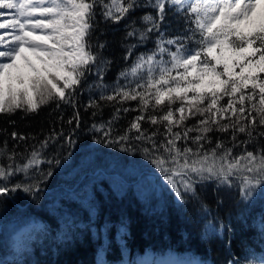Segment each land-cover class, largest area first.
<instances>
[{
  "label": "snow or ice",
  "instance_id": "6c2138e0",
  "mask_svg": "<svg viewBox=\"0 0 264 264\" xmlns=\"http://www.w3.org/2000/svg\"><path fill=\"white\" fill-rule=\"evenodd\" d=\"M166 6L174 10L177 24L183 23L171 36ZM138 9L155 10L139 17L144 27L131 19ZM126 18L124 40L136 38L137 43H122L124 60L153 33L158 34L155 48L137 54L108 83L112 60L104 55L107 41L96 33L101 22L119 24ZM84 90L90 93L85 110L95 109L94 117L102 111L100 102H115L110 120L91 125L89 131L99 134L94 138L122 152H139L178 204L189 197L200 200L197 187L206 182L218 190L238 188L244 200L264 190V0H0V114L27 115L42 106L56 110L68 105L74 115L67 123L75 122L67 135L63 128L53 129L31 151L27 145L23 152L17 149L35 136L10 133L16 143L11 148L7 140L0 144V198L18 191L39 193L62 158L61 152L49 157V147L65 150L76 143L81 127L76 98ZM128 101H137L136 109L124 107ZM131 110L140 114L122 132L117 130L121 111ZM188 119L195 122L188 126ZM145 121L163 125L164 131L149 132L142 127ZM210 133L229 135H218L214 142ZM238 134L246 139L239 140ZM200 203L207 212L208 206ZM247 264H264V259Z\"/></svg>",
  "mask_w": 264,
  "mask_h": 264
},
{
  "label": "trees",
  "instance_id": "16d2710c",
  "mask_svg": "<svg viewBox=\"0 0 264 264\" xmlns=\"http://www.w3.org/2000/svg\"><path fill=\"white\" fill-rule=\"evenodd\" d=\"M166 11L173 28L167 35H175V29L183 28V23L177 24L173 9L166 6ZM146 12L155 14L154 9H138L131 13L137 27H144L139 17ZM128 22L129 18L119 24L101 22L99 29L104 30V34L100 35L99 29L96 33L101 40L107 41L104 55L112 60L105 76L108 83L115 81L119 71L129 66L137 54L155 48L158 34L153 33L150 40L137 47L133 56L125 61L126 49L122 43H137L136 38L124 40ZM92 79L94 77L89 76V81ZM89 99L88 90L76 98L81 127L76 130L75 145L65 150L50 146L47 150L49 157L61 152L62 158L59 165L52 166V175L43 182L39 193L34 196L18 191L0 198V264H98L101 252L105 255L104 264H133L134 257L147 249L189 253L200 258L201 264H247L251 258L264 259V199L259 195L244 200L238 188L218 190L214 182H206L197 187L200 200L189 197L187 203L178 204L173 199H164L158 207L152 201L146 204L131 190L116 191L107 174L133 175L152 165L139 152H122L94 138L99 134L89 131L91 125L110 120L115 102H100L102 111L94 117L95 109L85 110ZM123 106L136 109L137 101H128ZM139 114L135 110L121 111L115 128L122 132ZM156 114H160L159 108ZM73 115L74 109L68 105L56 110L53 106H42L38 113L27 115L20 111L14 116L0 114V144L7 140L11 148L16 142L10 133L16 131L36 137V140L20 142L17 149L23 152L27 145L31 151V145L38 146V141L53 129L63 128L67 135L74 127L75 122L73 125L67 123ZM11 120L15 124L10 123ZM194 122L193 119L185 121L188 126ZM142 127L149 132L156 128L164 131L163 125H150L147 121L142 122ZM209 135L215 142L216 136L229 134ZM238 139L246 137L238 134ZM260 143L264 144V138ZM248 148L254 150V145L249 144ZM68 151L71 155H67ZM236 151L239 150L234 149ZM40 167L47 170L48 165ZM95 171L97 175L93 174ZM22 178V175L17 176L13 182ZM87 183L92 187L84 192ZM201 201L208 206L207 212L202 210ZM30 220L35 223L29 225ZM22 225L24 228L15 238V232Z\"/></svg>",
  "mask_w": 264,
  "mask_h": 264
},
{
  "label": "rangeland",
  "instance_id": "374dc122",
  "mask_svg": "<svg viewBox=\"0 0 264 264\" xmlns=\"http://www.w3.org/2000/svg\"><path fill=\"white\" fill-rule=\"evenodd\" d=\"M236 71H239V69L237 68ZM193 75H195V72H193ZM134 173L135 174L133 175H127V174L123 175L121 173L115 172V173L107 174V177L110 179V183L116 189V191H118L119 193L121 192V190H131L133 192H136V194L141 199H143L146 204L152 201L155 204V206L159 207L163 204L164 199L165 200L173 199L174 201H176L174 193H172L170 189H168L163 184V181L158 178V174L156 173L153 166L148 169H143L138 173L137 172ZM93 174L97 175L98 172H94ZM91 187L92 186H90L87 183L85 185V188L83 189L84 192H89ZM255 195H259L260 198L264 199V190L258 189L255 193H253L251 197H255ZM262 206L264 207V204ZM28 223L29 225H31V223H35V221L30 220ZM38 223L39 222H37V224ZM23 228H24L23 225L19 227V229L14 234L15 238L19 237L20 232L22 231ZM101 260L103 261L105 260V255L103 252L100 253L99 258L97 259V263L99 264ZM146 260H153V261L178 260V261L189 262V264H201L200 258L198 259V257L191 255L189 253H176L170 250L158 252L149 249L145 250L143 253H138L133 259V264H142V262ZM250 260H256V259L251 258ZM114 264H124V263L116 262Z\"/></svg>",
  "mask_w": 264,
  "mask_h": 264
},
{
  "label": "water",
  "instance_id": "95a60500",
  "mask_svg": "<svg viewBox=\"0 0 264 264\" xmlns=\"http://www.w3.org/2000/svg\"><path fill=\"white\" fill-rule=\"evenodd\" d=\"M95 172H97V171H95Z\"/></svg>",
  "mask_w": 264,
  "mask_h": 264
}]
</instances>
